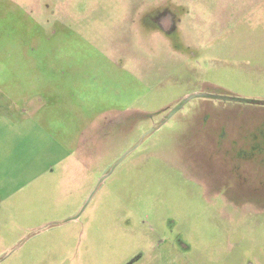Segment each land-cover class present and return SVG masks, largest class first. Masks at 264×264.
I'll use <instances>...</instances> for the list:
<instances>
[{
    "label": "rangeland",
    "instance_id": "rangeland-1",
    "mask_svg": "<svg viewBox=\"0 0 264 264\" xmlns=\"http://www.w3.org/2000/svg\"><path fill=\"white\" fill-rule=\"evenodd\" d=\"M3 79L0 264H264V0H0Z\"/></svg>",
    "mask_w": 264,
    "mask_h": 264
},
{
    "label": "crops",
    "instance_id": "crops-1",
    "mask_svg": "<svg viewBox=\"0 0 264 264\" xmlns=\"http://www.w3.org/2000/svg\"><path fill=\"white\" fill-rule=\"evenodd\" d=\"M38 63H40V62L35 61V64H38ZM45 63L48 66V69L53 68V66H52L53 61L48 60V61H45ZM37 67H39V66L37 65ZM48 74H51V73H48ZM45 76H50V75H44L43 72H34L33 74H31V78H30V76H28L29 80L26 82L25 85H23V84H20V85L24 88H29L30 90L31 89L36 90L37 93H40V94H35L38 97H40L44 94L47 95V98H48L47 106H42V108L39 106V108H36L37 111L40 112V113H38V116L41 113H44L43 116L45 115L44 117H47V116L51 115L56 109V108L54 109V107H56V106H53V104L56 105V99H53V98L55 96H57L58 94H56L57 91L54 88H52L51 90L44 91V87H46V85H47V81H46ZM4 80L5 79H3L2 82H0V117H5L6 119L3 120V124L0 123V132H1L2 127L4 126V123L10 121L11 122L10 125L12 126V130H14V132L12 133V136L8 137V138H11V140H14V139H16V126L17 125L21 124V127L23 129L26 127H29V124L37 126V121L34 120L32 123V120L31 121L22 120V116H21L22 115L21 114L22 113V107L24 106L23 104H27L30 100H33V96H32V98L28 97L27 99L20 97V95L16 94V93H18V90H20L18 88L17 83H15L13 85V87H14V90H13V89L9 88L10 87L9 84L11 83V81L8 80V81L4 82ZM49 81L50 80H48V82ZM61 103L62 102L60 101V103L58 104L59 107H60ZM76 109L79 111V109H81V107L77 105ZM60 110L61 109H59V111ZM114 111H117V109H108L103 113H102V111H100V114H97V116H100V118H101L103 116V114L105 115V114H108V113H111ZM54 113H53V115H54ZM19 115H20V121L17 122ZM62 116H63V114H62ZM46 124H47V128H48V130L46 131V135H45L47 145H44L45 148L43 147V149L44 150L46 149L44 152L46 153L48 158H50V167L49 168L51 171H54L55 166L60 165L62 162H64V160L66 158L68 159L69 155H67V156L63 155V151H62L63 147L62 146L64 145V143H63V139L60 137V134L56 133L52 130H49L48 123L46 122ZM90 125H92V124H90ZM22 128H20V130H19V138L20 139L25 138L24 135L21 134ZM4 129H6L5 126H4ZM58 129H60V128L58 127ZM84 134H85V132L79 133V137H80V135L84 136ZM8 136H10V135H8ZM8 138L6 136L4 138L1 137V140H3V139L7 140ZM64 142H65V140H64ZM79 142H80V140H79ZM21 168H22V166L21 167L18 166V169L16 168L17 169L16 171H14L15 169L13 170L15 177H16V172L19 171ZM5 176H10V180L13 181L12 180L13 175H7V173H5ZM7 178H9V177H7Z\"/></svg>",
    "mask_w": 264,
    "mask_h": 264
},
{
    "label": "water",
    "instance_id": "water-1",
    "mask_svg": "<svg viewBox=\"0 0 264 264\" xmlns=\"http://www.w3.org/2000/svg\"><path fill=\"white\" fill-rule=\"evenodd\" d=\"M206 98V99H213V100H222V101H229L228 98L226 97H219V96H212V95H196L195 98ZM233 101L235 102H240L238 99H234ZM135 150V149H134ZM133 150V151H134ZM132 152V151H131ZM129 154V153H128ZM127 156V154L125 156H123V158L120 159V161L112 168V172L114 171V169L117 167V165ZM108 176H104L98 183V186L107 178ZM78 217H76L75 219H77Z\"/></svg>",
    "mask_w": 264,
    "mask_h": 264
}]
</instances>
